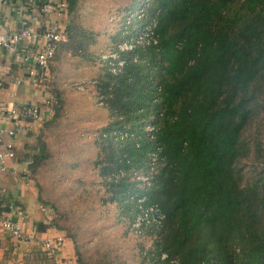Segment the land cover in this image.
<instances>
[{"label": "trees", "instance_id": "16d2710c", "mask_svg": "<svg viewBox=\"0 0 264 264\" xmlns=\"http://www.w3.org/2000/svg\"><path fill=\"white\" fill-rule=\"evenodd\" d=\"M146 16L156 21V44L123 54L116 75L103 67L97 84L109 115L97 138L99 174L138 168L159 146L149 187L106 183L126 229L137 211L128 193L145 194L164 216L140 228L150 245L136 264H264V147L243 138L264 112V0H150ZM72 33L67 47L83 51V32ZM149 117L152 142L141 138L135 148L129 136L113 139L142 134ZM250 154L259 170L245 181ZM75 255L85 264L76 245Z\"/></svg>", "mask_w": 264, "mask_h": 264}, {"label": "crops", "instance_id": "0c3cea01", "mask_svg": "<svg viewBox=\"0 0 264 264\" xmlns=\"http://www.w3.org/2000/svg\"><path fill=\"white\" fill-rule=\"evenodd\" d=\"M41 1L5 0L0 32L28 26L40 36L46 23L37 11ZM129 3L130 0H67L65 15L47 17L64 30L66 40L70 31L78 35L85 49H71L67 41L60 43L49 63L46 88L28 82L21 61L23 46L0 51V105L36 106L39 111L37 120L21 122L12 140L14 158L0 162V213L15 221L16 216L7 206L21 210L25 215L22 230L29 237L27 241H15L0 225V264H77L78 242L67 234L68 227L60 216H71L77 222L108 199L107 185L99 174L102 155L97 138L109 115L93 94L75 85L101 77L103 67L98 56L116 41L107 32L117 29L116 17ZM78 30L84 35H76ZM55 97L59 100L56 115L54 107L44 103L54 102ZM4 125L9 127L8 123ZM3 151L0 143V152ZM40 206L45 208L46 216ZM56 237L63 241L51 257L42 243Z\"/></svg>", "mask_w": 264, "mask_h": 264}, {"label": "built area", "instance_id": "2783aa9c", "mask_svg": "<svg viewBox=\"0 0 264 264\" xmlns=\"http://www.w3.org/2000/svg\"><path fill=\"white\" fill-rule=\"evenodd\" d=\"M34 2L36 0H30ZM150 0H137L135 4L127 11H122L121 19L117 22L121 24L118 27L117 35L120 37L105 52L98 56V61L102 67L112 74H118L123 65V54L134 51L137 48L143 49L148 45L156 44V36L154 34L155 19H147L146 9ZM5 0H0V13ZM38 13L46 18V23L40 36H38L28 26H21L14 31L0 32V51H12L19 46H23V54L21 61L25 66V75L28 82L35 86H47L49 75V63L51 62L58 45L66 41L64 30L54 20H49V16L53 15L61 17L66 14L67 0H42L37 7ZM48 17V18H47ZM124 20V21H123ZM37 38L39 44H37ZM36 48L33 50V48ZM137 60V55L132 56V61ZM97 80H87L75 85L78 90H87L93 94L97 104L103 106L104 96L97 90ZM2 83L0 82V88ZM154 101V100H153ZM47 106H54L56 101L44 102ZM39 111L36 106L6 107L0 105V143L4 147V151L0 152V162L13 159L15 150L12 140L16 136L17 131L21 128L23 120H37ZM152 117L143 123L142 134L126 131L113 132L115 141L127 139L128 136L134 140V147L140 148L139 140L145 139L146 142L154 140L156 131L151 122ZM4 123H8L9 127H5ZM159 146L144 153L143 163L138 168L124 169L119 168L115 172L104 175L105 183H116L123 178L134 186L135 189H145L149 187L157 176V160ZM129 161L126 160V163ZM136 183V184H135ZM132 188V187H131ZM128 199L132 201L137 209L131 225L133 234L138 235L140 228L145 225L154 227L160 226L163 220V214L160 212L156 204H147V196L145 194L128 193ZM10 213L15 215L17 220L13 221L0 213V225L5 232L15 241H27L29 237L23 232L21 221L25 218L24 213L13 206H7ZM40 211L45 214V208L39 207ZM46 216V214H45ZM62 238L45 239L42 247L48 256H55L57 249L62 244Z\"/></svg>", "mask_w": 264, "mask_h": 264}, {"label": "rangeland", "instance_id": "374dc122", "mask_svg": "<svg viewBox=\"0 0 264 264\" xmlns=\"http://www.w3.org/2000/svg\"><path fill=\"white\" fill-rule=\"evenodd\" d=\"M120 19L121 14H118L116 22ZM116 26L117 29L114 32H107L109 38L113 36L115 40L120 37L119 33L117 35V30L121 24L116 23ZM255 137L261 140L264 147V112L250 124L243 134V138L249 144ZM241 167L245 181L259 170L251 154L242 161ZM112 192L107 190L108 198L112 196ZM90 211L89 215L82 216L77 222L71 216H60L64 218L63 224L68 227L67 234L73 236L78 242L76 249L82 261L85 264H136L139 248L147 249L150 240L144 237L138 238L131 231V225L126 229V223H124L126 219L118 215L121 213L120 209L108 199L102 201L100 208L93 207ZM74 228H80V230H74Z\"/></svg>", "mask_w": 264, "mask_h": 264}]
</instances>
